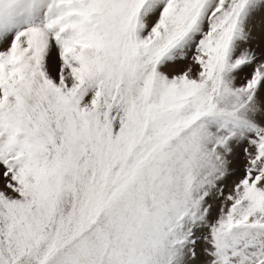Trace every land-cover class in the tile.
<instances>
[{"label":"snow or ice","instance_id":"6c2138e0","mask_svg":"<svg viewBox=\"0 0 264 264\" xmlns=\"http://www.w3.org/2000/svg\"><path fill=\"white\" fill-rule=\"evenodd\" d=\"M0 264H264V0H0Z\"/></svg>","mask_w":264,"mask_h":264}]
</instances>
